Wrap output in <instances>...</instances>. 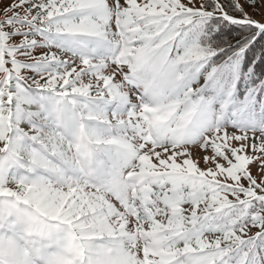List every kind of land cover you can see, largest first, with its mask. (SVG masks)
I'll use <instances>...</instances> for the list:
<instances>
[{
    "label": "snow or ice",
    "instance_id": "1",
    "mask_svg": "<svg viewBox=\"0 0 264 264\" xmlns=\"http://www.w3.org/2000/svg\"><path fill=\"white\" fill-rule=\"evenodd\" d=\"M0 264H264V0H0Z\"/></svg>",
    "mask_w": 264,
    "mask_h": 264
}]
</instances>
